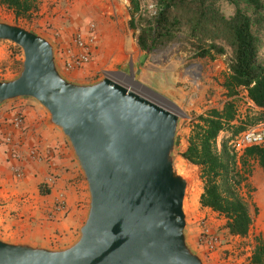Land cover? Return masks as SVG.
I'll list each match as a JSON object with an SVG mask.
<instances>
[{
    "label": "water",
    "instance_id": "water-1",
    "mask_svg": "<svg viewBox=\"0 0 264 264\" xmlns=\"http://www.w3.org/2000/svg\"><path fill=\"white\" fill-rule=\"evenodd\" d=\"M0 39L23 53L19 72L0 78V105L20 98L42 105L48 124L68 139L89 192L75 241L55 247L0 235V264H207L187 228L182 114L135 75L73 80L57 42L33 28L0 19Z\"/></svg>",
    "mask_w": 264,
    "mask_h": 264
},
{
    "label": "trees",
    "instance_id": "trees-1",
    "mask_svg": "<svg viewBox=\"0 0 264 264\" xmlns=\"http://www.w3.org/2000/svg\"><path fill=\"white\" fill-rule=\"evenodd\" d=\"M129 1V24L138 31L143 51L179 40L193 57L223 58L227 73L222 84L230 99L194 115L183 153L189 163L200 167L204 182L201 206L225 217V236H247L254 217L242 186L252 172L251 160L264 169V145L248 146L238 153L231 141L249 126L264 121V0ZM39 2L0 0L17 18L24 19H31L39 10ZM243 89L262 108L258 114L240 115L237 95ZM223 131L227 135L219 148ZM251 262L264 264L262 234L256 237Z\"/></svg>",
    "mask_w": 264,
    "mask_h": 264
},
{
    "label": "rangeland",
    "instance_id": "rangeland-1",
    "mask_svg": "<svg viewBox=\"0 0 264 264\" xmlns=\"http://www.w3.org/2000/svg\"><path fill=\"white\" fill-rule=\"evenodd\" d=\"M129 6V0H55L48 4L49 14L48 10L39 13V9L32 14L31 19H24L17 18L12 10L0 4V19L18 22L46 35H52L54 40L56 31L52 30L62 25L68 28L71 36L75 31L87 29L94 23L99 37L93 48V61L83 69L81 78H77L72 71L62 67L63 72L73 80L83 82L99 79L108 72L121 71L135 75V79L143 85L159 92L163 96L159 98L160 100L182 114L180 133L184 136L181 147V152H184L192 130L191 120L194 115L222 104L221 100L224 96L222 81L227 73L226 64L221 61L223 58L210 60L193 57L192 53L182 47L183 44L179 40L169 42L165 47H158L151 52L143 51L138 44V31L129 24ZM149 7L153 10L152 5ZM22 62L21 48L10 40L0 39V78L15 76L21 69ZM121 81L143 90L141 88L144 87L143 85L135 86L131 81L123 79ZM226 135L225 132L221 134L220 145ZM181 172L189 181L185 198L187 222L190 223L191 228L194 227L198 235L197 242H192L205 255L207 264L249 263L256 237L260 234L255 224L258 213L254 208L255 205H253L254 225L249 239L240 241L225 236L226 243L223 248L209 256V252L199 240L202 223L206 221L212 230L223 233L226 219L220 215L208 214L202 208L199 198L203 186L199 178L200 171L188 163ZM194 192L197 193L195 200L192 199ZM247 197L252 205L250 194Z\"/></svg>",
    "mask_w": 264,
    "mask_h": 264
},
{
    "label": "crops",
    "instance_id": "crops-1",
    "mask_svg": "<svg viewBox=\"0 0 264 264\" xmlns=\"http://www.w3.org/2000/svg\"><path fill=\"white\" fill-rule=\"evenodd\" d=\"M52 1L55 0H40L38 12L48 10L49 14L48 4ZM52 31L61 33L58 42H61L62 47L71 45V36L65 25ZM49 36L53 38L52 35ZM97 36L99 37L98 29ZM92 56L93 61L94 50H92ZM221 61L224 62L222 59ZM59 62L63 67L62 62ZM82 71L83 69L72 70V73L77 78H81ZM223 89L224 96L220 106L230 99L224 87ZM244 94H247L245 89L241 90L237 96ZM237 103L242 117L247 114H258L262 110L254 102L247 104L239 97ZM19 111L25 116L23 129L16 128L13 123V118ZM48 118V111L31 98H20L0 105V135L10 134L12 136L11 143L0 146V235L11 240H27L36 244L63 246L77 237V232L88 212L89 192L87 182L68 139L60 128L48 124ZM218 147H221L219 139ZM32 148L39 149L40 159H33L29 156ZM250 162L252 172L243 183L242 191L246 196L250 194L252 214L253 205L258 211L255 223L257 231L264 235V169L258 161L251 160ZM191 165L200 171L199 166ZM18 169L22 175H18ZM52 178L53 183L50 181ZM199 178L203 185L199 193L200 198L204 182L200 175ZM62 195L66 198L67 211L51 216L50 210ZM202 208L208 214L220 215L211 208L203 206ZM220 216L225 218L223 215ZM187 228L191 240L197 242L198 235L194 227H190L189 222H187ZM250 233L247 236L236 238L246 241ZM247 264H253L251 257Z\"/></svg>",
    "mask_w": 264,
    "mask_h": 264
},
{
    "label": "built area",
    "instance_id": "built-area-1",
    "mask_svg": "<svg viewBox=\"0 0 264 264\" xmlns=\"http://www.w3.org/2000/svg\"><path fill=\"white\" fill-rule=\"evenodd\" d=\"M55 40L58 44V60L61 61L63 68L67 70H80L84 69L92 61V50L97 42V27L94 23L90 24L87 29H80L75 31L71 35L70 46L62 47L61 42H58L61 33L55 32ZM247 104H253V101L248 97L247 94L238 96ZM13 123L18 129H23L25 126V116L23 112L19 111L13 118ZM12 136L10 134L0 135V146L5 143H11ZM231 144L236 152L242 153L246 147L252 145H264V121L258 122L252 126H249L244 131L234 136ZM29 156L33 159H40L41 154L38 148H32L29 152ZM18 175H22L17 170ZM51 183L54 182L52 178ZM67 211V203L65 196H60L56 203L50 210L51 216H56L61 212ZM202 232L200 235V243L209 252V256L212 253L218 252L225 245V235L220 231L212 230L206 221L202 223ZM238 236H231L234 239Z\"/></svg>",
    "mask_w": 264,
    "mask_h": 264
},
{
    "label": "bare ground",
    "instance_id": "bare-ground-1",
    "mask_svg": "<svg viewBox=\"0 0 264 264\" xmlns=\"http://www.w3.org/2000/svg\"><path fill=\"white\" fill-rule=\"evenodd\" d=\"M131 82H132L133 85L138 86V85L136 84V82H135L133 79H131ZM196 197H197V193L194 192V193L192 194V199L195 200Z\"/></svg>",
    "mask_w": 264,
    "mask_h": 264
}]
</instances>
